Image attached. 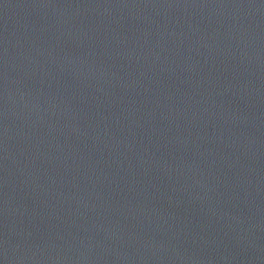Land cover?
Returning a JSON list of instances; mask_svg holds the SVG:
<instances>
[{"label": "water", "instance_id": "95a60500", "mask_svg": "<svg viewBox=\"0 0 264 264\" xmlns=\"http://www.w3.org/2000/svg\"><path fill=\"white\" fill-rule=\"evenodd\" d=\"M0 264H264V0H0Z\"/></svg>", "mask_w": 264, "mask_h": 264}]
</instances>
